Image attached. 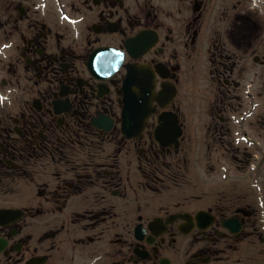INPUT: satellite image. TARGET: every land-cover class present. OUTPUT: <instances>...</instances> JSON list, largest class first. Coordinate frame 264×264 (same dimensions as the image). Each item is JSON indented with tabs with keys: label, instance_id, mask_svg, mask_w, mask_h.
<instances>
[{
	"label": "flooded vegetation",
	"instance_id": "flooded-vegetation-1",
	"mask_svg": "<svg viewBox=\"0 0 264 264\" xmlns=\"http://www.w3.org/2000/svg\"><path fill=\"white\" fill-rule=\"evenodd\" d=\"M174 1L59 0L47 14L39 0L8 1L7 48L0 57V92L6 94L0 102V183L3 188L24 176L38 191L23 204L21 220L0 226L7 239L0 264H34L36 257L37 264H238L243 258L236 253L245 245L253 260L260 245L255 238L264 239L255 234L256 207L222 196H165L170 186L160 174L172 165L155 158L174 147H158L154 121L142 138L127 139L120 128L129 64L167 58L164 73L171 78L181 55L193 65L199 54L208 0H198L200 9L192 12L196 0H176L177 15ZM250 3L233 0L232 11L222 3L216 26L206 32L204 60L215 97L208 108L220 138L230 132L234 113L264 103V10L255 12ZM144 30L157 32V43L140 54L136 42L135 58L127 41ZM108 46L126 57L115 75L97 79L87 62L96 48ZM96 118L113 125H95ZM245 121L264 135V113ZM215 145L238 150L224 139ZM14 226L21 233L14 234ZM256 253L264 264V247Z\"/></svg>",
	"mask_w": 264,
	"mask_h": 264
},
{
	"label": "rangeland",
	"instance_id": "rangeland-1",
	"mask_svg": "<svg viewBox=\"0 0 264 264\" xmlns=\"http://www.w3.org/2000/svg\"><path fill=\"white\" fill-rule=\"evenodd\" d=\"M4 0H0V4H2V2H3ZM3 36V30H1L0 29V38ZM192 115L194 116V113H192ZM212 152H214V151H212ZM214 154L215 153H213L212 155H211V157H214ZM227 154H229V152L228 151H223V155H222V157L223 158H225V159H228L227 157H225ZM225 155V156H224ZM242 158H243V156H242ZM194 168H196L197 170H196V172L195 173H197L198 174V176H199V178H198V180H199V182L201 183V184H205V183H207V179L206 178H204L203 177V175H202V171L200 170V165L198 164V163H196V166H194ZM208 172H207V174L209 173V178H213V177H218V172L217 171H215L214 169H212V170H210L209 171V167H208ZM210 188H213L212 186H209ZM248 189H250V188H248Z\"/></svg>",
	"mask_w": 264,
	"mask_h": 264
}]
</instances>
